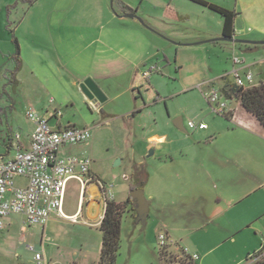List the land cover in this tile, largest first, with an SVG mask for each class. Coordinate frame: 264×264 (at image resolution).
<instances>
[{"label": "crops", "instance_id": "1", "mask_svg": "<svg viewBox=\"0 0 264 264\" xmlns=\"http://www.w3.org/2000/svg\"><path fill=\"white\" fill-rule=\"evenodd\" d=\"M206 1L236 12L233 39L264 40V0ZM41 3L37 1L26 9L25 0H0V117L5 118L9 130L5 140L7 158L15 155H11L13 148L17 151V146L27 149L30 145L35 123L28 119V110L47 115L57 126H79L71 121L63 124V114L55 118L51 112L57 109L62 113L68 106L72 109L86 106L91 112H102V102L89 99L81 89L87 78L102 87L108 82L116 83L123 94L137 90L141 95V88L161 86L162 78L171 69L179 86L172 98H183V102L170 111L166 121V129L174 134L173 138L167 133H154L147 138L149 145L160 151L159 168L163 176L154 179L157 187L165 195L172 191L176 181L181 191L192 181L198 185L192 197L201 217L196 230L204 231L209 224L218 226L223 238L216 248L235 239L242 230L256 229V221L264 224V210L253 219H240L238 226L234 219L222 221L237 206L264 191V126L235 99L229 103L233 112L228 117L212 113L206 98L211 87L233 83L230 77L224 78L235 67L233 55L244 60L243 70L253 72L255 85L264 81V44L247 46L224 40L223 16L193 0H140L139 4L135 0H119L118 4L111 1V5L102 0L95 6L98 22L88 18L87 22L85 18L81 22H68L80 27L78 35L67 33L66 28L63 31L66 21L58 22L55 15L60 9L58 4L40 6ZM74 4L66 2L64 8L74 9ZM77 7L92 9L93 5L87 2ZM13 36L19 42L21 64L11 76L16 67ZM238 49L241 52L236 54ZM152 65L159 70L145 76L144 71ZM156 74L159 77H154ZM11 81L15 84V95L9 90ZM126 107L129 109L126 113H132L130 118L142 111L139 107L131 110L128 100ZM21 113L27 118L24 127L17 124ZM178 117L180 126L174 123ZM189 121L206 123L207 128H190ZM89 122L86 116L82 127H89ZM15 129L19 132L13 139ZM67 147L61 150L62 155ZM72 181L78 182L72 179L68 184ZM153 198L148 199L150 209ZM166 208L164 201L161 209ZM85 209L88 218L98 217L96 224L100 226L105 203L96 182L84 191L80 186L77 209L64 214L66 217L84 214ZM13 215L6 220L4 229ZM161 223L157 234L165 233L170 246L174 244L175 248L198 255L197 264L205 263L210 249L201 250L200 255L193 247H181L173 241L172 228L165 220Z\"/></svg>", "mask_w": 264, "mask_h": 264}, {"label": "rangeland", "instance_id": "2", "mask_svg": "<svg viewBox=\"0 0 264 264\" xmlns=\"http://www.w3.org/2000/svg\"><path fill=\"white\" fill-rule=\"evenodd\" d=\"M37 1L42 2L40 6L58 4L60 9L55 15L58 22L66 21V24H61L63 31L66 28L67 33L73 35L76 32L78 35V32H81L80 27L70 26L68 22L69 24L74 21L81 22L84 18L86 22L87 18L91 22H98L99 12L95 10V6L102 0H36L31 5L25 2L26 9ZM107 1L111 5L112 0ZM114 1L116 4L119 2V0ZM66 2L75 3V8L67 10L64 8ZM87 2L93 5L92 9L77 7ZM139 3L140 0H135V4ZM81 44H85V41ZM240 52L238 49L235 53ZM197 57L199 61V56ZM174 76L173 70L170 69L162 78L161 86L152 84L147 88H141V95L137 90L135 93L128 91L127 94H123L120 86L113 82H108L106 87L99 86L108 98L102 102L103 111L99 114L91 112L86 106L82 109L64 107L61 117L63 124L71 121L82 127L81 123L86 121L87 116L90 120L88 128L92 133L91 139L84 143L85 145H69L65 149V155L88 156L92 161L91 168L105 186L112 189L116 202H122L130 195L135 185L136 173L142 178L147 175L143 189L147 199L154 197L147 222L144 226L141 223L137 224L131 212L125 213L120 250L115 264H161L159 241L156 238H158L157 229L160 228L163 220L172 228L174 243L177 241L181 247L185 245L193 247L200 255L203 254L201 250L210 249L204 264H252L256 260L254 254L264 245V224L260 220L255 223L256 229L242 230L237 233L235 239L232 238L216 248L217 243L223 238L218 226L209 224L204 231L196 230L201 224L199 223L201 217L196 208V201L192 197L198 185L192 181L181 191V186L176 181L172 191L164 195L154 181L158 175L163 176V170L159 168L160 151L156 146L149 145L147 138L154 133H167L169 138H173L174 134L166 129L168 126L166 121L170 111L176 110L174 108L180 107V102H183V98H172L179 90L177 81H174L177 76ZM154 77L159 76L156 74ZM9 87L11 94L13 92L15 95L13 81L9 83ZM126 100L131 103V110H135L136 107L141 108L142 111L137 113L135 118L129 117L132 113H126L129 110L126 107ZM212 113L215 114L213 111ZM26 119L23 113L19 114L17 124L24 127ZM51 124L55 125V122ZM8 132L5 118L0 117V156L7 153L5 140L8 139ZM18 132V129L14 130L13 139ZM151 150L156 154H152ZM15 153L16 149L13 148L11 155ZM23 183H25L24 178L16 179V184ZM68 185L63 211L71 213L78 207L80 183L72 181ZM204 186L205 184L202 185ZM164 201L167 202V208L161 209ZM262 210H264V191L237 206L222 221L226 223L227 219H234L238 226L241 223L240 219H253ZM87 218L86 209L84 214L78 213L77 221L54 214L44 231L39 226L26 224L23 216L13 215L10 218V225L0 230V264H31L35 251L30 250L28 245H34L37 250L44 251L49 264H96L102 233L96 224L98 217ZM166 247L175 255L180 253V248H175L174 244L172 246L168 244Z\"/></svg>", "mask_w": 264, "mask_h": 264}, {"label": "built area", "instance_id": "3", "mask_svg": "<svg viewBox=\"0 0 264 264\" xmlns=\"http://www.w3.org/2000/svg\"><path fill=\"white\" fill-rule=\"evenodd\" d=\"M232 61L235 67L225 74L224 78L231 77L238 87L247 88L255 85L253 72L241 68L244 60L233 55ZM158 70L157 65H152L144 71V75L149 76ZM206 98L215 113L232 117L233 109L229 106L231 100L221 88L211 87ZM61 116L60 110L55 109L51 112V117ZM27 117L35 123L29 147L22 149L17 146L15 155L10 158L0 156V230L5 228L6 220L13 214L22 215L26 224L39 226L44 231L54 214L65 217L63 207L66 190L72 179L80 183L83 191L90 183L96 182L105 204L108 199L114 198L112 189L107 188L93 174L92 161L88 156L61 155L64 147L82 145L90 140L92 135L90 128L52 125L47 115L34 110H28ZM189 127L207 128V124L189 121ZM17 178H24L25 183L16 184ZM70 218L77 221L78 214ZM158 241L161 249L169 244L165 233L158 235ZM28 248L35 251L31 264H49L44 251L37 250L34 245H28ZM190 255L193 259L198 257L196 254Z\"/></svg>", "mask_w": 264, "mask_h": 264}, {"label": "trees", "instance_id": "4", "mask_svg": "<svg viewBox=\"0 0 264 264\" xmlns=\"http://www.w3.org/2000/svg\"><path fill=\"white\" fill-rule=\"evenodd\" d=\"M35 1L36 0H25V2L29 3V5L33 4ZM193 1L221 14L224 18L223 37L227 39H232L234 37L236 17L235 11L210 3L206 0ZM13 42L16 46V50L13 55L16 67L11 72L12 75H14L20 68L21 64L19 42L15 36H13ZM247 44L251 43H241V45ZM228 85H231V88L227 89L226 87ZM221 89L228 99H235L241 102L242 106L247 111L251 112L264 126V81L247 88L238 87L234 83H227L226 86ZM146 180L147 175H144L142 178V176L136 173L135 185L133 188H143ZM126 212H131L133 217L136 219L137 212L130 195L122 202H116L114 199H108L106 201L104 216L99 226L102 233V242L99 259L96 264L116 263L120 250L122 222ZM255 254L254 257H256V260L254 264H264V245ZM159 256L163 264H197L196 260L193 259L183 248H180V253L177 255L169 252L168 247H164L162 249L160 248Z\"/></svg>", "mask_w": 264, "mask_h": 264}, {"label": "water", "instance_id": "5", "mask_svg": "<svg viewBox=\"0 0 264 264\" xmlns=\"http://www.w3.org/2000/svg\"><path fill=\"white\" fill-rule=\"evenodd\" d=\"M113 3V0H112ZM127 16L133 17V14H128ZM224 40H230L234 41L235 43H251V44H264V40L261 41H253V40H242V39H227L224 38ZM227 89L231 88V85H228L226 87ZM81 89L85 93V95L91 99H97L100 102H103L105 100V95L102 92V90L99 88V86L93 81L92 78H87L82 84ZM232 91V90H231ZM174 123L177 126L181 125V118L178 117L174 120ZM153 150H151V153L153 154ZM130 197L133 200V204L135 205V209L137 212L136 216V222L141 223L143 226L146 224L149 212H150V201L147 199L145 195V191L142 187H136L133 188L130 191Z\"/></svg>", "mask_w": 264, "mask_h": 264}]
</instances>
